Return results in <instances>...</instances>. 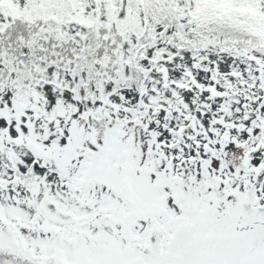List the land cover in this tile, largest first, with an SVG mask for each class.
Here are the masks:
<instances>
[{
    "label": "snow or ice",
    "instance_id": "snow-or-ice-1",
    "mask_svg": "<svg viewBox=\"0 0 264 264\" xmlns=\"http://www.w3.org/2000/svg\"><path fill=\"white\" fill-rule=\"evenodd\" d=\"M0 264H264V0H0Z\"/></svg>",
    "mask_w": 264,
    "mask_h": 264
},
{
    "label": "trees",
    "instance_id": "trees-1",
    "mask_svg": "<svg viewBox=\"0 0 264 264\" xmlns=\"http://www.w3.org/2000/svg\"><path fill=\"white\" fill-rule=\"evenodd\" d=\"M240 10L241 11H248L249 9H247V8H241Z\"/></svg>",
    "mask_w": 264,
    "mask_h": 264
}]
</instances>
